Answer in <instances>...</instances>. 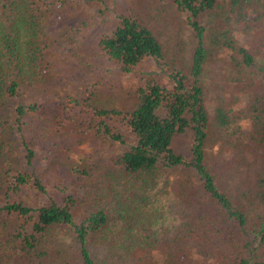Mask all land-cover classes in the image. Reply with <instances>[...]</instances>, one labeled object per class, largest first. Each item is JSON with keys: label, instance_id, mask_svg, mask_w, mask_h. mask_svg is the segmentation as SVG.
Returning <instances> with one entry per match:
<instances>
[{"label": "trees", "instance_id": "16d2710c", "mask_svg": "<svg viewBox=\"0 0 264 264\" xmlns=\"http://www.w3.org/2000/svg\"><path fill=\"white\" fill-rule=\"evenodd\" d=\"M41 2L0 0V264H264V82L253 71L254 54L234 37L236 25L246 34L264 22V0H173L188 15L195 39L186 67L178 68L169 59L171 46L137 18L123 19L102 38V51L127 73L148 59L162 71L170 69L173 89L152 81L137 90L132 108L99 110L101 116L122 117L135 141L113 173L78 167L79 176L94 177L80 202L79 224L71 198L40 208L12 201V194L28 186L46 193L25 135L39 108L32 101L34 87L47 71L48 12ZM250 10L255 21L247 19ZM229 50V63L221 65L219 57ZM213 67L235 91L251 88V103L241 112L225 106L219 82L204 84ZM209 96L214 113L206 106ZM244 119L252 123L247 134L237 126ZM100 132L127 144L105 124ZM189 135L192 144L179 150L177 137ZM216 145H228L231 158L221 159L224 146L213 156ZM176 173L181 177L171 181ZM165 177V187L153 197ZM157 196L175 203L179 226L154 230L165 215L155 207Z\"/></svg>", "mask_w": 264, "mask_h": 264}, {"label": "rangeland", "instance_id": "374dc122", "mask_svg": "<svg viewBox=\"0 0 264 264\" xmlns=\"http://www.w3.org/2000/svg\"><path fill=\"white\" fill-rule=\"evenodd\" d=\"M41 3L45 4L43 9L48 12L43 17L46 23L43 45L47 71L46 77L34 87L36 91L32 101L39 108L29 118L25 135L35 152L34 170L44 184L46 193L40 194L28 186L12 194V201L30 208H40L52 200L63 205L66 199L71 198L74 201L75 221L79 224L84 216L80 202L86 192L93 189L94 177L90 174L89 178L86 175L80 177L78 167L89 166L98 174L113 173L119 169L118 158L135 141L122 117L101 116L99 110L132 108L137 100V90L152 81L167 91L173 89L170 69L162 71L154 60L148 59L127 73L121 63L110 59L102 51L100 41L112 35L123 19L137 18L155 31L162 44L171 46L169 59L173 58L177 64L186 67L195 39L186 23L188 15L179 13L173 0H42ZM247 19L255 21L256 13L250 10ZM234 28L235 31L238 28L234 31L235 40L255 56L253 71L257 81L264 82V22L256 24L246 34L241 33V24ZM231 53L229 50L221 54V65L229 63ZM217 68L213 67L205 76L204 84L209 88L213 82H219L225 89V106L241 112L251 103V88L246 93L235 91L228 79L222 77L220 72L216 73ZM222 69L223 73H227L225 68ZM210 96L206 106L214 113L216 103ZM160 114L164 116L166 111L163 109ZM104 124L112 133L121 135L127 144L113 142L102 134L100 130ZM237 126L242 127L244 134L252 130V123L246 119ZM191 144L190 135L177 137L179 150L187 151ZM219 146H224L221 159H230L232 151L228 145L214 146L210 149L213 156L220 155ZM214 168L218 170V165ZM179 177L178 173L172 174L170 180ZM166 179L159 182L153 197L165 187ZM85 205L87 203L84 202ZM174 205L164 197L157 196L155 207L165 215L155 223L154 230L179 226L181 219L176 217ZM12 219L9 216L5 220L11 222ZM64 237L70 241L68 235L64 234Z\"/></svg>", "mask_w": 264, "mask_h": 264}]
</instances>
